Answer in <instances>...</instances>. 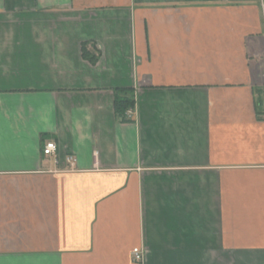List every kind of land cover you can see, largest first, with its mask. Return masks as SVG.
Segmentation results:
<instances>
[{
	"label": "crops",
	"instance_id": "1",
	"mask_svg": "<svg viewBox=\"0 0 264 264\" xmlns=\"http://www.w3.org/2000/svg\"><path fill=\"white\" fill-rule=\"evenodd\" d=\"M263 3L0 0V264H264Z\"/></svg>",
	"mask_w": 264,
	"mask_h": 264
},
{
	"label": "trees",
	"instance_id": "2",
	"mask_svg": "<svg viewBox=\"0 0 264 264\" xmlns=\"http://www.w3.org/2000/svg\"><path fill=\"white\" fill-rule=\"evenodd\" d=\"M98 52L93 53L88 51L85 44L81 46V55L82 57L87 60L90 64H95L98 56ZM113 110L114 115L119 123H126L130 120L127 118L126 113L127 111L134 108L135 104V97L134 91L131 88H117L113 89ZM258 116L264 115V111L261 112L260 109L257 108Z\"/></svg>",
	"mask_w": 264,
	"mask_h": 264
},
{
	"label": "built area",
	"instance_id": "3",
	"mask_svg": "<svg viewBox=\"0 0 264 264\" xmlns=\"http://www.w3.org/2000/svg\"><path fill=\"white\" fill-rule=\"evenodd\" d=\"M261 7L264 12V3L262 4ZM126 116L128 118L131 117V110L127 111ZM41 151H42L43 156H47V157L54 156L57 152V145L54 141H47L44 143V146L42 147ZM66 161H67V164L72 167L75 163V158L73 156H68ZM133 261L136 263H141L142 262L141 255L138 253H135L133 255Z\"/></svg>",
	"mask_w": 264,
	"mask_h": 264
}]
</instances>
